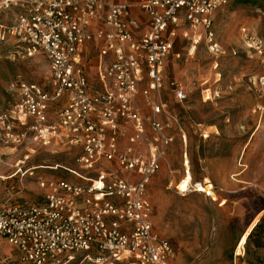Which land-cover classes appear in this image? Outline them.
Returning <instances> with one entry per match:
<instances>
[{"label": "built area", "instance_id": "built-area-1", "mask_svg": "<svg viewBox=\"0 0 264 264\" xmlns=\"http://www.w3.org/2000/svg\"><path fill=\"white\" fill-rule=\"evenodd\" d=\"M229 2L0 0V14L22 10L13 25L0 23V39H14L13 58L41 54L48 64L43 82L11 84L19 100L0 112V135L16 146L33 141L40 148L75 149L78 165L52 167L71 180L40 178L44 193L35 202L0 201V246L7 243L18 264H169L174 248L154 228L149 187L178 135L186 175L191 158L180 119L163 98L170 93L183 103L186 89L167 78L166 68L182 57L178 38L189 56L203 39L213 55L221 53L212 27ZM241 31L247 48L264 62V40L246 27ZM257 85L264 98V76ZM205 94V100L219 97L209 89ZM140 95L149 114L137 105ZM256 112L263 114L264 105L257 104ZM197 185L176 191L185 196Z\"/></svg>", "mask_w": 264, "mask_h": 264}, {"label": "rangeland", "instance_id": "rangeland-1", "mask_svg": "<svg viewBox=\"0 0 264 264\" xmlns=\"http://www.w3.org/2000/svg\"><path fill=\"white\" fill-rule=\"evenodd\" d=\"M21 11H3L0 23L13 25ZM243 27L264 40V0L247 4L230 0L216 12L212 31L222 47L218 56L209 51L205 39L189 56L187 45L178 38L177 51L182 57L171 59L166 68L167 78H176L187 93L183 103L170 93L163 98L187 134L191 180L211 182L214 187V198L203 192L177 193V186L186 178L181 165L183 140L177 137L149 187L154 228L174 248L169 264H264V236H257L264 230V213L258 220L260 228L243 242L245 230L264 209V114L254 113L257 104L264 105L257 85L264 76V62L245 45ZM15 50L14 39H0V112L19 100L12 83L43 82L48 75L43 55L14 59ZM207 89L219 92V97L205 100ZM137 105L144 114L150 113L141 95ZM202 132L211 136L204 140ZM76 155L75 149L40 148L33 141L16 146L0 135V201L35 202L44 193L37 184L40 178L71 180L66 171L52 167L78 169ZM24 160L19 172L17 165ZM110 167L101 166L112 170ZM29 169H36L34 175L22 176ZM17 258L7 243L0 246V264H18Z\"/></svg>", "mask_w": 264, "mask_h": 264}, {"label": "bare ground", "instance_id": "bare-ground-1", "mask_svg": "<svg viewBox=\"0 0 264 264\" xmlns=\"http://www.w3.org/2000/svg\"><path fill=\"white\" fill-rule=\"evenodd\" d=\"M190 175L191 174L189 172V174L186 175V178L184 179V181L181 182L180 186H178L180 189L185 190V189L188 188L189 184L192 183V180H191V176ZM208 183L209 182H206V183H198L196 192L197 193H201V192L206 193V192H208L207 196L214 198V193H213V191L210 190L211 187H209V184ZM206 184H208V185H206ZM262 213H264V211ZM262 213H260L259 215H257L251 221V223L249 224L248 228L245 230V232L243 234V238L248 233V231L250 230V228L252 227V225L254 224V222L258 219V217H260L262 215ZM238 251H241V247H239Z\"/></svg>", "mask_w": 264, "mask_h": 264}, {"label": "trees", "instance_id": "trees-1", "mask_svg": "<svg viewBox=\"0 0 264 264\" xmlns=\"http://www.w3.org/2000/svg\"><path fill=\"white\" fill-rule=\"evenodd\" d=\"M241 2L244 3V4H247V3L250 2V0H241ZM259 219H260V217L254 222V224L252 225V227L250 228V230L248 231V233L245 235V237L243 239V242H244V240L247 237H248L247 240H250L254 236V234L256 233V231L260 228L261 224H260V222H258ZM257 236H259V239H261V237L264 236V230L260 231ZM258 246H260V245H258Z\"/></svg>", "mask_w": 264, "mask_h": 264}, {"label": "crops", "instance_id": "crops-1", "mask_svg": "<svg viewBox=\"0 0 264 264\" xmlns=\"http://www.w3.org/2000/svg\"><path fill=\"white\" fill-rule=\"evenodd\" d=\"M136 14H139L138 13V11L137 10H135L134 11ZM178 41V40H177ZM178 43V42H177ZM88 46V48L90 49L92 46L94 47L95 45H92V44H90V45H87ZM96 49H97V47H95V49L93 50V54L96 52ZM89 51V50H88ZM95 55H96V53L93 55V57H95ZM93 71V70H92ZM264 114V113H263ZM263 114H261V115H263ZM211 134V133H210ZM212 134H213V132H212ZM178 137H179V135H178ZM191 156V155H190ZM181 165H182V161H181ZM183 167V166H182ZM264 211V209L263 210H261L258 214H256L255 216H254V218L257 216V215H259L260 213H262ZM263 214V213H262ZM253 218V219H254Z\"/></svg>", "mask_w": 264, "mask_h": 264}]
</instances>
